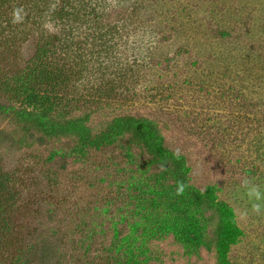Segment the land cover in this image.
Wrapping results in <instances>:
<instances>
[{
	"label": "rangeland",
	"instance_id": "obj_1",
	"mask_svg": "<svg viewBox=\"0 0 264 264\" xmlns=\"http://www.w3.org/2000/svg\"><path fill=\"white\" fill-rule=\"evenodd\" d=\"M86 1L101 14L98 40L89 22L73 26L69 17L67 32L66 19L54 26L43 11L31 25L30 9L16 16L15 0L0 5V103L14 109L0 114V167L18 178L19 193L7 245L14 263L34 262L32 251L46 243L54 255L44 264L219 263L217 205L175 195L160 182L165 167L149 163L135 139L118 137L84 158L64 134L44 147L25 139L24 128L34 124L17 112L26 109L19 90L30 80L23 74L34 64L35 48L45 42L53 44L45 70L73 69L58 91L43 82L46 94L57 97L55 121L78 119L91 139L110 132L115 119L150 121L161 149L179 151L186 185L200 193L209 188L231 211L236 238L227 262L264 264V213L251 212L240 187L248 178L264 191V0L80 3ZM77 2L52 0L48 11L70 13L75 5L76 16L83 8ZM50 151L63 158L64 170L57 158L48 160ZM244 210L248 217L241 220ZM193 237L196 250L188 244H196Z\"/></svg>",
	"mask_w": 264,
	"mask_h": 264
},
{
	"label": "trees",
	"instance_id": "obj_2",
	"mask_svg": "<svg viewBox=\"0 0 264 264\" xmlns=\"http://www.w3.org/2000/svg\"><path fill=\"white\" fill-rule=\"evenodd\" d=\"M15 1L16 2L14 3L13 0H1L0 5H10V2L11 4L13 2L14 14L17 13V10H19L18 15L16 16H19V14L26 12V10L30 9L29 13L31 12L33 21L31 22V25L35 24L36 21L34 20L38 18L37 13H43V11L48 12L46 16H50L49 18L52 22H54V26L55 22H63V20L66 19L64 20V25H66L67 32L68 30L70 32L71 29L68 22L69 17H71V23L73 24V26H80L81 23L85 21L87 23L89 22V25H91L92 27L94 26L95 29L91 28L88 31L97 32L96 34H98V37L96 39H99V32L101 30L97 19L98 16L101 14L97 13L95 10V6L89 5L88 1H86V3H80V1L82 2V0H75L78 1L77 4L80 3L83 5V8H79L80 14L76 16L73 10L76 6L70 3L69 6L73 5V8L71 9L70 13H67L65 10H62L63 8L61 7L57 11H55L56 9L48 11L50 2H52V0H30L29 2L24 4L21 3L22 0ZM86 15H89V17L91 16L92 19L89 20L88 17L87 20H84L83 18H86ZM15 26H13L15 34H17V32L23 34V32L18 31ZM86 37L87 36H85V39ZM17 38L20 37L18 36ZM17 38L15 37V40H20ZM69 39H71V37H68V40ZM21 41H24V39ZM13 43L14 42H12V44ZM49 45L50 44H45V42H42L41 44H39L37 49L35 48V53L33 54L34 64L26 72L27 74L25 76L23 74L24 79L30 78L29 81H25V84H21L19 90L23 91L20 95V100L25 105L26 109L20 108V110L17 112L21 114L25 120L30 121L32 122V124H34V130L24 128L25 139H28L27 141H32L34 145L40 144L41 147H44L45 144L48 143V139L57 138L59 135L64 134V136L72 137V139H69L68 142L72 144L70 148L72 149L73 153H75L76 156L84 158L89 151H100L104 148L111 146L118 137L129 136L130 139H128V142L130 144H132L131 139H135L138 142V149H145L146 153L150 156V158H148L149 163L153 162L154 164L160 165L161 167H165V170L161 171L159 174L161 179L160 182H162V184L169 185L171 188L169 186L168 187L171 190L175 191L177 181H183L186 184L185 180L187 168L185 167L183 159L180 157L177 158L175 155H170L169 153H166L161 149V140L157 135L156 130L151 127L150 121L143 120L147 122L150 125L149 126L145 122H137V120L129 117L115 119L114 122L116 123V125L112 127L113 129L110 132H102L99 136L92 139L89 128L78 119H72L65 124H61L60 122L55 121L56 115L54 111V100L57 99V97L46 94L45 88L47 86L44 85L43 82H47L51 86H53L55 83L56 85H54L52 88L53 90L57 88L58 91L60 87L64 85L63 83L65 82H67L65 84V86L67 87V84L69 83L68 80L71 77L70 73L73 72V69L71 68V66H65L64 69L66 71L63 73L61 72V74H57L58 72L56 73V71L54 73H51L50 71L45 70L47 67L46 56L49 55L50 49L53 44L51 46ZM23 77L19 76L16 82L20 83V81L23 80ZM13 110V107H10L9 105H6L4 103H0V114H9ZM11 143L14 144L13 141ZM66 146L68 147L70 146V144L67 143ZM132 151L133 149L128 147V154L126 153V155H129L130 158L132 157ZM55 158H57L61 163H59V170H64L66 164L62 160L63 158L58 157L56 152L50 151L48 160L53 161L55 160ZM167 159L170 162H166L165 160ZM163 161L165 162V164L163 163ZM131 163L133 164L134 161L132 160ZM15 181L18 182V178H16L14 173L10 172L9 170L5 171L0 167V264L17 263V261L16 263H14V258L10 255L11 253L7 250V245L13 238L14 229V226L10 221L12 214L11 209L15 205V202L19 200V193L15 188ZM169 182L170 184H168ZM183 195L192 197L193 201H198L200 203L204 199L205 204H207L208 206L217 205V207L219 208V216L222 222L219 225L221 248L220 253L218 252V264H229L226 260L225 254L228 249V246L232 244L236 238V234L234 233V231H236V228L234 226L233 215L231 211L227 209L224 204L216 203V201L213 199L212 191L209 188H207L204 193H200L198 190H194L187 186ZM192 241L196 243L194 246L192 242L188 244L189 246L191 245L193 250H196V248L199 246V240L193 237ZM47 248L48 245L46 243L42 245L40 250H33L31 253V257H29V260L34 259L36 257L37 258L34 262L31 260L27 261L26 264H44V260L47 257H50L49 254L51 255L54 253V251H52L53 248L50 249L52 252H49L50 250H47ZM37 253L39 255H37ZM13 255L15 256L14 253Z\"/></svg>",
	"mask_w": 264,
	"mask_h": 264
},
{
	"label": "clouds",
	"instance_id": "obj_3",
	"mask_svg": "<svg viewBox=\"0 0 264 264\" xmlns=\"http://www.w3.org/2000/svg\"><path fill=\"white\" fill-rule=\"evenodd\" d=\"M19 10H17L16 15H18ZM174 155L179 158V151L177 150ZM163 168V166H162ZM240 187L244 189V195L251 202V212L255 215H260L264 213V191H261L259 185L253 183L250 179L244 178L241 181ZM187 185L183 181H177L175 195L181 196L184 194ZM248 217V210H244L240 213V219L246 220Z\"/></svg>",
	"mask_w": 264,
	"mask_h": 264
}]
</instances>
